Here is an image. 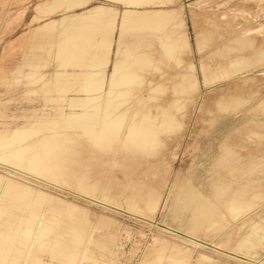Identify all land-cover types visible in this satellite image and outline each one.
I'll return each instance as SVG.
<instances>
[{
  "label": "rangeland",
  "instance_id": "374dc122",
  "mask_svg": "<svg viewBox=\"0 0 264 264\" xmlns=\"http://www.w3.org/2000/svg\"><path fill=\"white\" fill-rule=\"evenodd\" d=\"M62 1L0 0V264H264V0Z\"/></svg>",
  "mask_w": 264,
  "mask_h": 264
},
{
  "label": "bare ground",
  "instance_id": "6f19581e",
  "mask_svg": "<svg viewBox=\"0 0 264 264\" xmlns=\"http://www.w3.org/2000/svg\"><path fill=\"white\" fill-rule=\"evenodd\" d=\"M53 1H54V3H56V4H57V2H58V4H59V1H61V2L63 3L62 0H52V3H51V4H53ZM64 1H65V0H64ZM78 1H79V0H78ZM124 1H125V0H123L122 2H124ZM128 1H130V0H127V2H128ZM135 1H136V0H135ZM137 1L141 2L140 0H137ZM144 1H146V0H144ZM144 1H142V2H144ZM61 2H60V3H61ZM66 2H68V1H66ZM75 2H76V1H75ZM82 2H83V1H82ZM125 2H126V1H125ZM62 3H61V4H62ZM65 4H66V3L64 2V4H62V5L64 6ZM72 4H73V3H72ZM78 4H79V3H78ZM82 4H83V3H80V5H82ZM129 4H130V3H129ZM132 4H133V3H132ZM132 4H130L131 7H134V6H132ZM138 4H139V3H138ZM143 4H144V3H143ZM44 5H45V4H44ZM47 5H48V4H47ZM53 5H54V4H53ZM53 5H52V6H53ZM68 5H69V4H68ZM70 5H71V4H70ZM70 5H69V7H70ZM80 5H79V6H80ZM83 5H84V4H83ZM127 5H128V4H127ZM65 6H66V5H65ZM65 6H64V7H65ZM76 6H77V5H76ZM139 6H140V5H139ZM66 7H67V6H66ZM72 7H73V6H72ZM136 7H137V6H136ZM42 8H43V7H42ZM62 8H63V7H62ZM70 8H71V7H70ZM51 9H54V10H55L54 7L51 8ZM58 9H59V8H58ZM72 9H73V8H72ZM126 10H127V9H126ZM49 11H50V10H49ZM106 11H107V10H106ZM106 11H105V12H106ZM45 12H46V9H45ZM51 12H52V11H51ZM105 12H104V8H101V7H95V8H93V9H91L89 12H87L88 14L81 15V16H80V15H77V20H78V22H80V21H89V22H90V21L93 20V19H94V20L101 19V18H103L102 16H105V14H104ZM123 12H124V10H123ZM132 12H133V11H126L125 13H122V15H121V17H120V21H122L121 24H120V26H121L122 23H123L122 26L124 27V26H126V23H127V25H128V22L135 23V24H136L137 22H139V24H140V22H141V24H143V23L146 22V21H145L146 19L143 20V16H146V14H144V15L142 14V12L145 13V11L140 12V13L143 15L142 17L134 16V17H137V19L135 18L134 20H133V19H130V18L132 17V14H133L135 11H134L133 13H132ZM138 12H139V11H138ZM135 13H136V12H135ZM44 14H45V13H44ZM103 14H104V15H103ZM106 14H107V12H106ZM46 15H47V13H46ZM114 15H116V14H114ZM133 15H135V14H133ZM136 15H137V14H136ZM138 15H139V14H138ZM108 16H110V15H108ZM169 16H170V15H169L167 12H153V13L150 12V14L148 13V18H149L150 20H152V22L149 21V22H151L150 27L153 28V26H154V27H156V28L158 29L161 25H163L162 23L165 21V19H167V17L170 18ZM100 17H101V18H100ZM105 18H106V17H105ZM148 18H147V19H148ZM63 19H65V18L63 17ZM72 19H73V18H72ZM110 20H111V19H110ZM112 20H113V18H112ZM103 21H104V19H103ZM113 21H114V20H113ZM113 21H111V22L114 24ZM120 21H119V22H120ZM167 21H169V20H166L165 22H167ZM67 22H68V21H67ZM101 22H102V21H101ZM106 22H108V21H107V18H106ZM109 22H110V21H109ZM109 22H108L107 27L109 26ZM147 22H148V21H147ZM165 22H164V23H165ZM62 23H63V22H62ZM96 23H97V21H96ZM102 23H104V22H102ZM55 24H56V23H55ZM72 24H73V23H72ZM80 24H81V22H80ZM90 24H91V23H90ZM90 24L88 23L87 25H86V24H85V25H86V26H89ZM113 24H112V27H113ZM124 24H125V25H124ZM129 24H130V23H129ZM135 24H133V25H135ZM145 24H147V23H145ZM145 24H144V25H145ZM53 25H54V23H53ZM70 25H71V24H70ZM147 25H149V24H147ZM66 26H67V25H66ZM81 26H82V25H81ZM83 26H84V25H83ZM105 26H106V25H105ZM105 26H104V27H105ZM110 26H111V25H110ZM122 26H121V28H123ZM130 26H131V25H130ZM50 27H51V26H50ZM52 27H53V26H52ZM70 27H71V26H70ZM74 27H75V25H74ZM102 27H103V25H102ZM104 27H103V28H104ZM126 27H127V26H126ZM131 27H132V26H131ZM133 27H134V26H133ZM147 27H148V26H147ZM67 28H68V27H67ZM81 28H82V27H80V29H81ZM83 28H84V27H83ZM83 28H82V29H83ZM114 28H115V27H114ZM162 28H163V27H162ZM43 29H44V28H43ZM46 29H47V28H46ZM73 29H74V28H73ZM77 29H78V28H77ZM112 29H113V28H112ZM117 29L120 30V28H117ZM64 30H65V29H64ZM67 30H68V29H67ZM121 30H122V29H121ZM159 30H160V29H159ZM43 31H46V30H43ZM111 31H112V30H111ZM65 39H66V38H65ZM65 39H64L63 41H65ZM68 41H69V39H68ZM68 41H65V44H67ZM73 41H75V40L73 39ZM66 42H67V43H66ZM100 42H101V41H100ZM105 43H106V42H105ZM163 43H164V42H163ZM163 43H162V44H163ZM65 44H64V42H63V45H62V46L65 47V46H66ZM106 44H107V43H106ZM169 44H170V43H169ZM169 44H168V45H169ZM171 44H172V41H171ZM64 45H65V46H64ZM99 45H100V44H99ZM165 45H166V44H165ZM57 46H58V45H57ZM163 46H164V45H163ZM59 47H60V46H59ZM66 47H67V46H66ZM68 47H70V46H68ZM75 47H77V46H75ZM166 47H169V46H166ZM166 47H165V48H166ZM59 49H61V48H59ZM62 49L64 50V48H62ZM62 49H61V50H62ZM166 49H167V48H166ZM169 49H170V48H168L167 51H169ZM65 50H66V49H65ZM65 50H64V51H65ZM70 50H71V52H73V51H72V48H71ZM75 50H77V48H75L74 51H75ZM78 50H79V48H78ZM58 52H59V50H58ZM60 54H61V53H60ZM67 54H68V52H67ZM116 54H117V53H116ZM58 56H59V55H58ZM64 56H65V55H64ZM93 66H94V65H93ZM189 67H190V66H189ZM96 70H97V69H96ZM185 73H186V72H185ZM89 77H91V76H89ZM86 78H87V76H86ZM92 79H93V78H92ZM92 79H91V80H92ZM83 80H84V79H83ZM91 80H90L89 83L92 82ZM189 80H190V79H189ZM85 81H86V80H85ZM88 81H89V78H88V80H87L86 82H88ZM94 81H95V80H94ZM94 81H93V82H94ZM97 81H99V80H97ZM93 82H92V84H94V87H96V86H95V82H94V83H93ZM89 86H91V85H89ZM98 86H99V85H98ZM110 86H112V85L110 84ZM181 86H182V85H181ZM92 87H93V86H92ZM92 87H91V88H92ZM96 88H97V87H96ZM112 88H113V87H112ZM112 88H111V89H112ZM109 89H110V88H108V91L110 92L111 89H110V90H109ZM108 91H107V92H108ZM111 91H113V90H111ZM109 92L107 93V95L110 97ZM111 93H113V92H111ZM105 96H106V95H105ZM108 96H107V100H109V99H108ZM109 102H110V100H109ZM107 103H108V102H107ZM110 104H111V103H108L107 105H110ZM108 108H109V107H108ZM181 111H182V110H181ZM70 117L72 118V121H73L76 125H80V126H82V127L86 130V132L90 133L91 135H92V134L95 135L96 133H94V132H96V130H99V131H100V128L98 129V126L100 127V125H101L102 123H104L103 121L100 122L101 124H98L97 122H96V123L91 122V120H90V119H91V118H90L91 116H88L85 112H80V113H78L77 115H72V116H70ZM166 118H167V117H166ZM163 119H164V118H163ZM105 122H106V120H105ZM168 122H169V121H168ZM50 123H51V122H50ZM109 123H111V122H109ZM164 123H166V122H164ZM164 123H163V124H164ZM37 124H38V123H37ZM95 124H96V125L98 124L96 130H94V129L96 128V127H95V126H96ZM111 124H112V123H111ZM113 124H115V122H113ZM32 125H33V124H32ZM51 125H52V124H51ZM55 125H56V124H55ZM94 125H95V126H94ZM109 125H110V124H109ZM36 126H37V125H36ZM49 126H50V125H49ZM107 126H108V125H106V126L104 125V126H101V127H102V128H105V129H106V128L108 129ZM110 126H111V125H110ZM54 127H55V126H54ZM94 127H95V128H94ZM113 127H114V126H113ZM132 127H133V126H131V128H132ZM135 127H136V126H135ZM48 128H50V127H48ZM51 128H52V127H51ZM93 128H94V129H93ZM102 128H101V130H102ZM117 128H119V127H116V128L114 127V128H112V129H111V130H112L111 132H114V134H115V131H114L113 129H117ZM126 128H127V127H126ZM129 128H130V127H129ZM136 128H137V127H136ZM136 128H135L134 130H136ZM153 128H155V127H153ZM165 128H166V126H165ZM34 129H35V128H34ZM34 129H33V130H34ZM38 129H39V128H38ZM44 129H45V128H44ZM52 129H53V128H52ZM132 129H133V128H132ZM132 129L130 130L131 132L129 133V135H130L129 138L132 137V136H131L132 133H136V131H133ZM151 129H152V128H151ZM151 129H150V130H151ZM35 130H36V129H35ZM39 130H40V129H39ZM108 130H109V129H108ZM117 130H119V129H117ZM126 130H127V129H125V131H126ZM140 130H141V129H140ZM144 130H146V129H144ZM144 130H142L141 132H143ZM155 130H156V129H155ZM155 130H154V131H155ZM176 130H177V129H176ZM30 131H31V128H29V129H16V130L12 131L8 137H2V136H0V150L2 149V146H3V148L5 149L4 146H7L8 144H10V142H12V140H14L17 136L19 137V139H21V137H23V138H22V139H23V142H25V141H24V136H27L28 134H29L28 136H32L31 133H30ZM36 131H37V130H36ZM102 131H103V130H102ZM154 131H153V132H154ZM157 131H158V130H157ZM163 131H164V130H163ZM165 131H166V130H165ZM107 132H108V131H107ZM117 132H118V131H117ZM128 132H129V131H128ZM141 132H140V137L137 136V137H138L137 139H139V140H141V139H140V138H141V135H142ZM147 132H148V131H147ZM34 133H35V131H34ZM109 133H110V131H109ZM149 133L151 134V132H148V134H149ZM163 133H164V132H163ZM32 134H33V132H32ZM99 134H100V133L97 132L96 135H98V137H99V139H100L101 136H99ZM101 134H102V133H101ZM104 134L107 135L108 133L105 132V133H103V135H104ZM121 134H122V133H121ZM126 134H127V132H126ZM143 134L145 135L146 132H143ZM148 134H146V137H147ZM153 134H154V133H153ZM43 135H44V134H43ZM96 135L94 136L95 138H96ZM108 135H109V134H108ZM115 135H116V134H115ZM28 136H27V137H28ZM34 136H35V135H34ZM109 136H110V135H109ZM109 136H107V137L109 138ZM112 136L114 137L113 133H112ZM112 136H110V138H111ZM142 136H143V135H142ZM148 136H149L148 138L150 139V142H151V138H152V137H151L150 135H148ZM153 136H154V135H153ZM18 137L16 138L17 140H18ZM27 137H26L25 140H27ZM98 137H97L96 139H98ZM102 137H103V136H102ZM102 137H101V140L103 139ZM105 137H106V136H105ZM122 137H123V134H122ZM150 137H151V138H150ZM155 137H156V136H155ZM126 138H127V137H126ZM132 138H133V137H132ZM134 138H135V137H134ZM142 138H145V137H142ZM32 139H33V140H32ZM32 139H31V140H32L31 142L34 141L35 137L32 138ZM37 139H38V138H37ZM39 139H40V138H39ZM39 139H38V140H39ZM42 139H43V138H42ZM42 139H41V140H42ZM99 139H98V140H99ZM112 139H114V138H112ZM123 139H124V137H123ZM153 139H155V138H153ZM153 139H152V140H153ZM28 140H29V137H28ZM28 140H27V141H28ZM44 140H45V138H44ZM46 140H47V139H46ZM105 140H107V139L104 138V141H105ZM127 140H128V138H127ZM127 140H126V141H127ZM131 140H133V139H131ZM135 140H136V138H135ZM139 140H138L139 144L142 143V142L144 141V139H143V141H139ZM145 140H147V139H145ZM36 141H37V140H36ZM36 141H34L35 144H36ZM113 141H114V140H113ZM118 141H119V142H122V144H123V141H124V140H123V141H120V139H118ZM126 141H124V143H125ZM15 142H16V141H15ZM18 142H19V141H18ZM18 142H17V143H18ZM31 142L29 141V142H25V143H27V144L29 145V143L31 144ZM39 142H40V141H39ZM43 142H44V141L42 140V141L40 142V144L43 143ZM128 142H129V140H128ZM128 142H126V143H128ZM133 142H134V141H133ZM133 142H132V143H133ZM138 142H137V143L135 142V144H134V145L137 144L136 147L138 146ZM145 142H147V141H145ZM25 143H24V144H25ZM129 143H131V141H130ZM129 143H128L127 145H129ZM148 143H149V141H148ZM148 143H145V145L148 144ZM24 144H23V145H20V143H19V145L15 144V147H13L14 152L12 153V157H14V158H16V159H17V158H20V157L23 156L24 152H26V151H31V150H32L31 148H33V147H27L28 145L26 144L27 146H24ZM35 144L32 143L31 145H35ZM40 144H39V145H40ZM45 144H46V142L43 143V146L46 147ZM142 144H143V143H142ZM10 145H12V144H10ZM31 145H30V146H31ZM36 145H38V142H37ZM36 145H35V146H36ZM48 145H49V144H48ZM48 145H47L46 149H48V148L50 147V146H48ZM131 145H132V144H131ZM134 145H133V146H134ZM13 146H14V145H13ZM139 146H140V145H139ZM45 147H44V148H45ZM141 147H142V146H141ZM6 148H7V147H6ZM7 149H9V148H7ZM151 173H152V172H151ZM156 180H157V179H156ZM180 194H181V193H180ZM184 196H185V195H184ZM194 198L197 199L198 197H197V196H194ZM230 199H231V198H230ZM232 199H233V198H232ZM198 202H201V201H198ZM178 203H179V202H178ZM174 204H175V203H174ZM176 205H177V204H176ZM65 206H66V205H65ZM70 206H71V205H70ZM174 206H175V205H174ZM174 206H173V207H174ZM177 207H178V206H177ZM180 207H181V206H180ZM228 207H229V206H228ZM181 208H182V207H181ZM230 208H231V206H230ZM232 208H233V207H232ZM232 208H231V209H232ZM183 209H184V208H183ZM62 210H63V209H62ZM229 210H230V209H229ZM232 210H233V209H232ZM68 211H70V210H68ZM68 211H67V212H68ZM176 212L179 213V211H176ZM176 212H174V213H176ZM75 214H76V213H75ZM75 214H74V215H75ZM80 214H81V213H80ZM198 217H200V218L202 217V218H203V215H202V214H199ZM43 218H44V216H43ZM43 218H42V217L39 218V220H38L36 223H34V224H36V225L34 226V230H33V228L31 227L32 225H30V227H31L32 229H29V230H32V232H31V233H32V235H31V236H32V237H31V240H33V241H35V240H36V241H41V240H42V237H43L45 234H46V236H47V235H48V234H47L48 231L50 232V230L48 229V227L45 226V225L43 224L42 221L45 220V219L43 220ZM68 218H69V216H68ZM69 219H70V218H69ZM31 220H32V219H31ZM76 220H78V219H76ZM84 220H85V219H84ZM198 222H199V220H198ZM25 223H27V222H25ZM195 223H196V222H195ZM60 224H61V223H60ZM72 224H73V223H72ZM73 225H74V224H73ZM188 225H189V223H188ZM74 227H75V226H74ZM74 227H73V228H74ZM195 227H196V224L194 225V223H192V225H190V226L187 227V228H188V230H189V232H190V231H191L192 229H194ZM254 227H255V226H254ZM27 228H28V227H27ZM64 228H65V227H64ZM70 228H72V227H70ZM74 229H75V228H74ZM69 233H70V232H69ZM70 234H71V233H70ZM76 234H78V233H76ZM76 234H75V235H76ZM87 234H88V233H87ZM191 234H192V233H191ZM191 234H190V235H191ZM252 234H253V233H252ZM252 234H251V235H252ZM58 235H59V234H58ZM58 235H57V236H58ZM25 236L30 237V235H28V234H25ZM4 238H5V236H4ZM44 238H45V237H44ZM56 238H58V237H56ZM59 238H60V237H59ZM74 238H76V237H74ZM263 238H264V237H263ZM77 239H78V238H77ZM84 239H85V238H84ZM250 239H251V238H250ZM74 240H75V239H74ZM262 240H263V239H262ZM53 244H54V243H53ZM59 244H60V243H59ZM42 245H43V244H42ZM42 245H40V246H42ZM56 245H57V244H56ZM56 245H53V246H56ZM60 245H61V244H60ZM75 245H76V244H75ZM33 246H34V245H33ZM51 246H52V245H51ZM58 246H59V245H58ZM72 246H73V244H72ZM56 247H57V246H56ZM56 247H55V248H56ZM63 247H64V246H63ZM63 247H61V249H63ZM263 247H264V246H263ZM53 248H54V247H53ZM67 248H68V247H67ZM72 248L74 249V247H72ZM49 249H50V247H49ZM65 249H66V248H64V250H65ZM73 249H72V250H73ZM64 250H63V251H64ZM67 250H68V249H67ZM67 250H66V251H67ZM70 250H71V249H69V251H70ZM72 250H71V252H72ZM60 251L62 252V254H65V253H64L65 251L63 252L62 250H59V249H58V251L56 252V249H55V253H60ZM10 252L12 253V256H13V254L15 253V252L12 251V250L9 251V252H7V251L5 252V250H4V251H1V250H0V257H3V258H4V257L6 256V258H7V256H10V255H9ZM26 253H27V252H26ZM29 254H30V253H29ZM58 255H60V254H58ZM25 256H26V255H25ZM26 257H27V256H26ZM60 257H61V256H60ZM64 257H65V256L63 255V258H64ZM26 259H27V258H26ZM65 259H67V256L65 257ZM34 260H35V259H34ZM40 262H41V261H40ZM32 264H34V263H32ZM35 264H38V263L36 262Z\"/></svg>",
  "mask_w": 264,
  "mask_h": 264
},
{
  "label": "crops",
  "instance_id": "0c3cea01",
  "mask_svg": "<svg viewBox=\"0 0 264 264\" xmlns=\"http://www.w3.org/2000/svg\"><path fill=\"white\" fill-rule=\"evenodd\" d=\"M3 258V257H0V259Z\"/></svg>",
  "mask_w": 264,
  "mask_h": 264
}]
</instances>
